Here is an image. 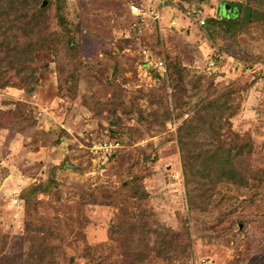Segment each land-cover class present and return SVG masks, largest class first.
<instances>
[{"label":"rangeland","instance_id":"374dc122","mask_svg":"<svg viewBox=\"0 0 264 264\" xmlns=\"http://www.w3.org/2000/svg\"><path fill=\"white\" fill-rule=\"evenodd\" d=\"M43 1L48 31L61 33L59 6L79 24L77 51L25 48L20 72L0 57V254L28 247L29 207L55 228L36 234L56 246L53 264H264V193L248 205L239 200L253 190L232 188L213 207L188 208L177 142L203 103L193 83L231 88L225 114L264 171V94L248 74L264 60V0ZM129 1L158 11L141 35ZM208 17L222 23L199 24ZM142 49L164 66L143 64ZM107 136L123 146L92 155Z\"/></svg>","mask_w":264,"mask_h":264},{"label":"trees","instance_id":"16d2710c","mask_svg":"<svg viewBox=\"0 0 264 264\" xmlns=\"http://www.w3.org/2000/svg\"><path fill=\"white\" fill-rule=\"evenodd\" d=\"M129 2L145 8L143 2ZM151 7L148 6L146 9ZM47 10L43 0H0V57L2 61H5V66L15 68L17 72L23 70V64L28 61H23L21 57L25 53V48L32 50L53 47L56 53H61L64 58L73 57L78 45L74 32L79 30V24L68 22L63 15L62 7L59 6L56 8L54 18L61 27V33L50 32L48 31L50 17ZM209 21L222 23L220 20L208 17L204 18L205 27L209 26ZM139 57L142 63L146 64L142 51ZM219 57L215 60L217 61ZM248 74L250 81L259 83L264 94L261 69L254 68ZM193 84V87L197 86L199 91L204 93L199 99L203 103L195 108L192 116L182 121L177 130L188 208L204 211L208 206L213 207L217 199L224 200L232 197L228 194L232 188L253 190L248 197L243 194L239 200L251 205L260 193H264V171L259 172L252 168L249 157L253 151V144L246 135L232 129L229 114H225L227 109L231 108L232 113L236 108L230 104L234 90L229 88L216 91L211 89V84L208 82ZM106 138L123 142L119 136ZM259 212L264 214V208ZM26 213L28 215L25 220V238L29 241L28 247L16 255H11L13 258L6 259L7 255L4 257V254H0V259L4 260L2 264H10L9 261L14 264L16 256L22 258L19 264H53L50 253H52L51 250L53 252L56 250V246H50L48 241L50 238L36 236L49 231L50 226L46 224L50 223V219L35 218L29 207ZM137 223L140 228H146L143 220L132 224ZM54 230L55 228H50V233L52 234ZM58 235L59 233H54V237ZM90 261L93 263L92 259Z\"/></svg>","mask_w":264,"mask_h":264},{"label":"built area","instance_id":"2783aa9c","mask_svg":"<svg viewBox=\"0 0 264 264\" xmlns=\"http://www.w3.org/2000/svg\"><path fill=\"white\" fill-rule=\"evenodd\" d=\"M128 10L130 12V14L132 15V22H131V26H132V30L135 32V34L137 35H141L143 34V32L145 31V25H146V19L150 18L153 20L158 19L159 15H158V11L151 7L149 9H145L135 3H129L128 4ZM199 24H204V19L201 18L199 20ZM143 56H144V60L145 63L147 64V66L152 65L153 68L154 67H158V68H162L164 66L163 64V60L158 58V59H151V57L145 53V50H142ZM212 61L210 62V64L212 65ZM259 67L261 69V74H262V78L264 80V62L261 63H257L256 65H254V68ZM123 146V143L118 140V139H114V138H102L99 139L97 141H94L91 143V146L89 147V150L91 152L92 155H107L110 154L111 152L121 148ZM14 201L16 202L17 199L14 198ZM208 264V263H206Z\"/></svg>","mask_w":264,"mask_h":264},{"label":"water","instance_id":"95a60500","mask_svg":"<svg viewBox=\"0 0 264 264\" xmlns=\"http://www.w3.org/2000/svg\"><path fill=\"white\" fill-rule=\"evenodd\" d=\"M226 16H227V14H226Z\"/></svg>","mask_w":264,"mask_h":264}]
</instances>
